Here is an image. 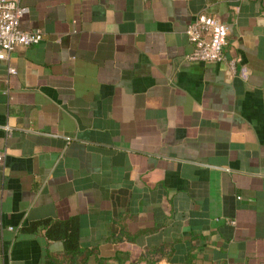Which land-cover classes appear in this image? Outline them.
I'll return each mask as SVG.
<instances>
[{
	"label": "crops",
	"instance_id": "obj_1",
	"mask_svg": "<svg viewBox=\"0 0 264 264\" xmlns=\"http://www.w3.org/2000/svg\"><path fill=\"white\" fill-rule=\"evenodd\" d=\"M21 2L43 38L0 61V264H63L54 221L86 264H264V0ZM200 13L225 61L185 59Z\"/></svg>",
	"mask_w": 264,
	"mask_h": 264
},
{
	"label": "built area",
	"instance_id": "obj_2",
	"mask_svg": "<svg viewBox=\"0 0 264 264\" xmlns=\"http://www.w3.org/2000/svg\"><path fill=\"white\" fill-rule=\"evenodd\" d=\"M27 11L21 0H0V61L6 60L19 46L41 42L43 36L40 29L25 31L20 27V20ZM228 30V25L219 18L198 14L185 28L186 36L193 46L185 59L189 62L225 61L223 48L227 44ZM228 64L234 68V60L228 61ZM8 72L15 73V68L8 67ZM3 158L4 154L0 153V163Z\"/></svg>",
	"mask_w": 264,
	"mask_h": 264
},
{
	"label": "trees",
	"instance_id": "obj_3",
	"mask_svg": "<svg viewBox=\"0 0 264 264\" xmlns=\"http://www.w3.org/2000/svg\"><path fill=\"white\" fill-rule=\"evenodd\" d=\"M47 239L63 242V264H86L89 251L79 245L77 228L69 221H54L45 230Z\"/></svg>",
	"mask_w": 264,
	"mask_h": 264
}]
</instances>
